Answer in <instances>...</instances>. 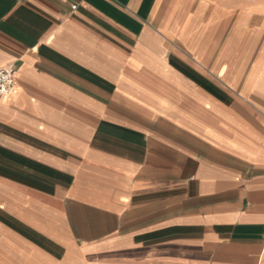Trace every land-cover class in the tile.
<instances>
[{"label":"crops","instance_id":"obj_1","mask_svg":"<svg viewBox=\"0 0 264 264\" xmlns=\"http://www.w3.org/2000/svg\"><path fill=\"white\" fill-rule=\"evenodd\" d=\"M6 65L0 264H264V0H0Z\"/></svg>","mask_w":264,"mask_h":264},{"label":"built area","instance_id":"obj_2","mask_svg":"<svg viewBox=\"0 0 264 264\" xmlns=\"http://www.w3.org/2000/svg\"><path fill=\"white\" fill-rule=\"evenodd\" d=\"M14 72L15 67L13 65L0 68V97L11 95L14 92Z\"/></svg>","mask_w":264,"mask_h":264}]
</instances>
